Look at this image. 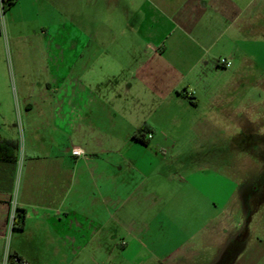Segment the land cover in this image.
Listing matches in <instances>:
<instances>
[{"label":"crops","instance_id":"crops-1","mask_svg":"<svg viewBox=\"0 0 264 264\" xmlns=\"http://www.w3.org/2000/svg\"><path fill=\"white\" fill-rule=\"evenodd\" d=\"M58 1L66 19L68 0ZM72 4L74 41L66 28L52 34L39 46V62L25 65L17 31L1 28L0 138L20 147L17 162H0V245L16 194L21 238L62 244L76 256L84 243H107L113 252L117 216L130 204L157 212L155 222L178 211V195L196 196L189 187L172 191L174 174L157 171L168 162L159 155L126 150L162 149L171 139L165 123L174 125L183 109L198 113L195 127L204 132L243 130L248 123L227 105L239 68L250 66L264 36V0H91L86 11L84 0ZM9 40L13 78L4 57ZM143 128L144 144L134 138ZM75 147L85 156L74 157ZM224 213L237 215L238 200L208 216L219 237L229 228ZM13 254L29 264L19 248Z\"/></svg>","mask_w":264,"mask_h":264},{"label":"rangeland","instance_id":"rangeland-1","mask_svg":"<svg viewBox=\"0 0 264 264\" xmlns=\"http://www.w3.org/2000/svg\"><path fill=\"white\" fill-rule=\"evenodd\" d=\"M90 2L84 0L85 11ZM72 3L74 0H68L69 14L64 19L58 0H17L6 11L0 1V26L2 31H17L16 42L25 65L39 62V46L61 29H67L69 45L74 41ZM258 37L259 48L250 66L239 68V88L233 92L231 105H227L228 109H238L248 123L243 130L204 132L195 127L198 113H186L183 109L175 117L174 125L165 123L171 139L162 149L144 150V146H138L134 151L126 150V154L131 151L132 155L146 151L149 158L159 155L168 162L160 164L157 171L174 174L172 191L189 187L196 196L178 195V211H165L155 222L150 220L157 212L140 211L134 203L130 204L126 212L117 216L120 222L113 252L112 245L107 243H84L82 251L72 256L62 244H29L21 238L20 231L9 228L0 245V264H10L16 248L29 264H264V36ZM1 53L0 40V59ZM4 57L13 78L16 59L11 54L10 40L4 43ZM209 106V102H204L203 107ZM19 141L22 144L23 138ZM151 168L149 165L147 171ZM162 182L167 187L168 183ZM237 200L239 213L222 215L224 219L229 216V228L219 237L212 229L216 222L207 224L206 220L208 216H218Z\"/></svg>","mask_w":264,"mask_h":264},{"label":"trees","instance_id":"trees-1","mask_svg":"<svg viewBox=\"0 0 264 264\" xmlns=\"http://www.w3.org/2000/svg\"><path fill=\"white\" fill-rule=\"evenodd\" d=\"M2 4V8L6 11V9L13 7L17 0H0ZM0 33H1V27H0ZM146 132V129L143 128L139 131V135L134 136L135 140L138 142L144 144L143 141V134ZM19 142L17 141H7L0 138V162H17V157L15 156V153L19 150ZM24 228V220L23 216L20 214V211H18L17 220L14 226V230L22 231ZM10 264H14L13 260L16 259L19 264H21L23 261L19 257L11 256L10 257Z\"/></svg>","mask_w":264,"mask_h":264},{"label":"built area","instance_id":"built-area-1","mask_svg":"<svg viewBox=\"0 0 264 264\" xmlns=\"http://www.w3.org/2000/svg\"><path fill=\"white\" fill-rule=\"evenodd\" d=\"M219 65L223 67H231L232 63L230 61H227L226 59H221L219 61ZM149 138H151V135H149ZM71 154L74 157H83L85 156V152L81 148H72L71 149ZM18 200H17V195L14 194L12 197L10 203H9V213H8V224L9 228L12 230L15 226L17 216H18ZM10 263V262H9ZM14 264H19V262L14 259L13 260ZM21 264H26L24 261Z\"/></svg>","mask_w":264,"mask_h":264}]
</instances>
